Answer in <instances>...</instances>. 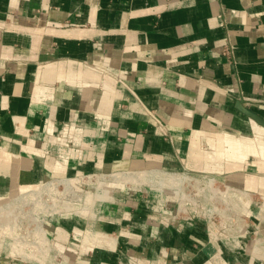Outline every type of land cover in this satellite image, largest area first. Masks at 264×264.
I'll return each mask as SVG.
<instances>
[{"label":"crops","instance_id":"crops-1","mask_svg":"<svg viewBox=\"0 0 264 264\" xmlns=\"http://www.w3.org/2000/svg\"><path fill=\"white\" fill-rule=\"evenodd\" d=\"M57 178L79 210L0 264H264V0H0V215Z\"/></svg>","mask_w":264,"mask_h":264},{"label":"rangeland","instance_id":"rangeland-1","mask_svg":"<svg viewBox=\"0 0 264 264\" xmlns=\"http://www.w3.org/2000/svg\"><path fill=\"white\" fill-rule=\"evenodd\" d=\"M131 175H133V174H131ZM187 177H189V178L184 179L180 185L168 183V184H165L163 188L166 187L167 189L169 188L171 190L172 189L176 190L178 192V194H180L178 196L183 197L185 199H188L191 197L194 198L195 194H198V196L194 199L196 201H198L200 199H203L207 202H212V203L217 202V200L220 201V197H222L221 192L219 195H216V197L219 196L218 199L215 198L214 195L209 196L206 194V192H205L206 186L203 185L204 180L207 179V178H205L206 176L190 173V174H187ZM85 180L88 181V178L86 177ZM151 186H153V185H151ZM167 186H169V187H167ZM217 186H220V185L218 184ZM157 187L158 186H153L152 188L157 189ZM221 189H222V191L225 190L224 187H222ZM227 193H231V192L228 191ZM183 194H185L186 196L184 197ZM210 194H212L211 191H210ZM23 195H28V193L23 192V194L21 193L15 197L0 200V214H1V208L2 207L6 206L10 202H13L14 199H16L18 197L21 198V196H23ZM190 195H191V197H190ZM24 197H26V196H24ZM27 201H28L27 199L22 200V203H27ZM74 203H76V202L67 204L68 207H71V209H68V210H70L68 212H73L74 209L79 210V208H77V206L74 205ZM213 206H214V209L221 210V206H219L218 204H212V207ZM29 210H30L29 204H24V205L21 204L19 206V209L16 207V205H13L12 211H10L9 213H5V215L3 217L0 215V229L3 227V224L6 227L5 233H2L0 231V237H1L0 238V255L2 257L8 256V254L10 253V252H8V249L12 248V245H14L18 241V240L16 241V239H18V238H19V242H17V243L19 244V247L23 246V248L26 249V251H28L30 253H36V254H39L42 252L41 254L48 255L47 254V248L45 247L46 250L45 249L43 250V248L45 246V243H44L45 242L44 241L45 236L43 235L44 237H42V234H37L35 232V230L37 228L41 227V225H44V222L42 221L43 218L37 217L39 219V220H37L35 218V215L26 214V212H29ZM39 229H41V228H39ZM33 236H35L38 239V241H36L39 243V244H36V245H38V248L33 247V245H34V242L32 241ZM10 240L11 241L13 240L14 243L12 244V242ZM32 242H33V245H31ZM49 248H50V246H49ZM49 248H48V250H49ZM49 253H50V257H54L52 259L59 261L58 256L55 255V252L52 251L51 248L49 250ZM47 259H48V257H46V262H47Z\"/></svg>","mask_w":264,"mask_h":264},{"label":"built area","instance_id":"built-area-1","mask_svg":"<svg viewBox=\"0 0 264 264\" xmlns=\"http://www.w3.org/2000/svg\"><path fill=\"white\" fill-rule=\"evenodd\" d=\"M186 173L190 174V172H186ZM86 177L88 178V180L91 179L93 182L92 186H90V183L87 182L88 189L93 188L95 182H97V180L99 179L97 178L99 177V175L96 173L86 175L84 178ZM47 183H48V186L47 185L44 186L42 191L39 192V194L36 197L30 198L29 202L26 203V204H29L30 206V210L29 212H26V214L35 215V218L37 220H39L37 217H42L43 222H45L46 220L50 218H53L56 214H59L61 212H66L68 209H70V207H68L67 204L77 202L78 199L80 198L79 190H77L74 187V185L71 184V180H69L68 178L66 179L57 178L54 180H50L44 183V185ZM203 185L206 186L205 188L206 194L209 196L212 195L210 194V190L208 189L207 184L205 183V180H204ZM177 195H180V194H177ZM183 196L185 197L186 195L183 194ZM197 196L198 194H195L194 198H192L190 195L191 198H188V199L177 196L179 214H183L187 218H192L193 216L191 214V210L189 207V204H191L196 209H202L203 214L206 217H209L210 219H215L216 217L222 215V210L214 209V206L212 207V204L210 205L209 202H205V200L203 199H200L198 201L194 200ZM233 224L234 222L231 221V225ZM32 241L34 242V245H33V242L31 244L33 246H35V244H39L38 242H36L38 241V239L35 236H33Z\"/></svg>","mask_w":264,"mask_h":264},{"label":"bare ground","instance_id":"bare-ground-1","mask_svg":"<svg viewBox=\"0 0 264 264\" xmlns=\"http://www.w3.org/2000/svg\"><path fill=\"white\" fill-rule=\"evenodd\" d=\"M145 177L149 178L150 180H153V181H159L160 177H166L167 175H164L162 173H158V172H148V173H145L144 174ZM169 179V178H168ZM149 180V181H150ZM210 183V182H209ZM8 210L12 211L13 210V206L12 205H9L8 207ZM12 209V210H11ZM6 210V209H5ZM4 210V211H5ZM37 231H38V234H42V229H39L37 228ZM41 236V235H40ZM42 237L43 234H42ZM42 239V238H41ZM18 240V241H17ZM16 241L19 242V238L17 239ZM15 243L14 246H15V249L13 250V254H15L16 252H18L19 250V244L18 243ZM48 242V241H47ZM49 251V250H48Z\"/></svg>","mask_w":264,"mask_h":264}]
</instances>
